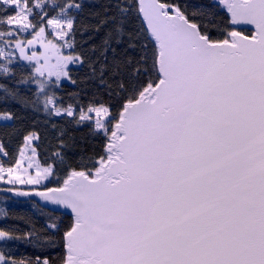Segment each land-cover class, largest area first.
<instances>
[{"label": "snow or ice", "instance_id": "6c2138e0", "mask_svg": "<svg viewBox=\"0 0 264 264\" xmlns=\"http://www.w3.org/2000/svg\"><path fill=\"white\" fill-rule=\"evenodd\" d=\"M0 104V264H264V0H0Z\"/></svg>", "mask_w": 264, "mask_h": 264}, {"label": "trees", "instance_id": "16d2710c", "mask_svg": "<svg viewBox=\"0 0 264 264\" xmlns=\"http://www.w3.org/2000/svg\"><path fill=\"white\" fill-rule=\"evenodd\" d=\"M185 3L191 6L206 5L210 3V0H184ZM223 17V13L217 16L216 19L219 20ZM129 30L139 29L140 21L133 18L129 22ZM79 75H83V70H80ZM77 70L73 69V77L76 78ZM77 91L76 86L71 83H64L62 86V92L60 93L64 98L68 99V94ZM5 105L0 104V109L4 108ZM12 110L16 111L18 115L21 116L20 120L14 122L15 127L19 128L22 132H26L32 126L33 114L31 112H25L19 107V105H8ZM10 128L0 127V142L4 143L6 150L11 152L18 144L20 136L16 135H5V133L10 132ZM79 150V149H77ZM53 186V185H50ZM2 188V187H0ZM37 205V207H34ZM0 207H7L9 210V215L12 217L6 222H0V227L7 223L8 225H17L21 230H27L31 224L36 227H40L44 223V215L41 213L40 205L31 200H20L13 196H7L0 193ZM44 213H50L51 211L44 209ZM54 215H59L54 213ZM63 219L67 222L68 217L64 216ZM14 254L17 257L27 256L34 258L36 255H41L40 250L28 246L22 242H17L16 247L13 249Z\"/></svg>", "mask_w": 264, "mask_h": 264}, {"label": "water", "instance_id": "95a60500", "mask_svg": "<svg viewBox=\"0 0 264 264\" xmlns=\"http://www.w3.org/2000/svg\"><path fill=\"white\" fill-rule=\"evenodd\" d=\"M249 27H250V26H249ZM0 193L3 194V195H7V196H13V197L18 198V199H20V200H31V201H34V202H36L37 204L41 205V198L38 197V196H36L34 191L31 192V195H30L29 197H20V196H17V195L15 194V192H13V193H4V192H0ZM44 209H47V210L51 211L50 208H44ZM57 213L60 214L59 212H57Z\"/></svg>", "mask_w": 264, "mask_h": 264}, {"label": "rangeland", "instance_id": "374dc122", "mask_svg": "<svg viewBox=\"0 0 264 264\" xmlns=\"http://www.w3.org/2000/svg\"><path fill=\"white\" fill-rule=\"evenodd\" d=\"M68 83V82H65ZM0 187H3V185H0ZM21 190L29 191L30 189L36 187V186H18Z\"/></svg>", "mask_w": 264, "mask_h": 264}]
</instances>
